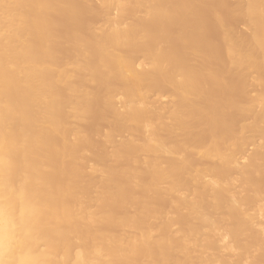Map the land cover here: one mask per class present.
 <instances>
[{
  "label": "bare ground",
  "instance_id": "bare-ground-1",
  "mask_svg": "<svg viewBox=\"0 0 264 264\" xmlns=\"http://www.w3.org/2000/svg\"><path fill=\"white\" fill-rule=\"evenodd\" d=\"M0 264H264V0H0Z\"/></svg>",
  "mask_w": 264,
  "mask_h": 264
},
{
  "label": "rangeland",
  "instance_id": "rangeland-1",
  "mask_svg": "<svg viewBox=\"0 0 264 264\" xmlns=\"http://www.w3.org/2000/svg\"><path fill=\"white\" fill-rule=\"evenodd\" d=\"M240 23V22H239ZM241 25H243L242 23H240ZM237 27L240 29V28H242L243 26H240L239 27V25L237 24ZM163 95H165V93H163ZM166 98V97H165ZM165 98H163L164 100H165ZM250 148H251V146H249V150H250ZM247 151H248V147H247V149H246ZM246 153V152H245ZM241 156V155H240Z\"/></svg>",
  "mask_w": 264,
  "mask_h": 264
}]
</instances>
